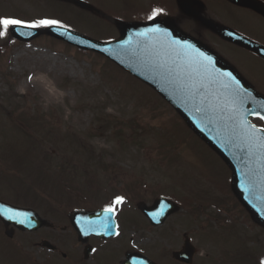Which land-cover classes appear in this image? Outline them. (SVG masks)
I'll return each instance as SVG.
<instances>
[{
  "label": "rangeland",
  "instance_id": "374dc122",
  "mask_svg": "<svg viewBox=\"0 0 264 264\" xmlns=\"http://www.w3.org/2000/svg\"><path fill=\"white\" fill-rule=\"evenodd\" d=\"M85 1L107 18L56 0H0V17L56 19L92 39L118 37L111 20L120 2ZM8 35L0 37V199L29 206L55 228L16 229L10 239L0 224V264H119L86 263L67 217L74 209L106 208L118 196L125 199L117 206L115 240H130L156 264H181L172 252L185 233L198 248L193 264H253L255 255L264 264V228L232 192L231 170L175 108L107 57L47 36L6 43ZM230 51L264 93V62ZM25 187L35 193L28 201ZM160 196L203 206L193 214L182 206L162 226H138L144 220L137 203ZM42 240L58 251L42 248Z\"/></svg>",
  "mask_w": 264,
  "mask_h": 264
},
{
  "label": "water",
  "instance_id": "95a60500",
  "mask_svg": "<svg viewBox=\"0 0 264 264\" xmlns=\"http://www.w3.org/2000/svg\"><path fill=\"white\" fill-rule=\"evenodd\" d=\"M70 1V0H66ZM79 7L88 8L89 5L80 0H71ZM241 5L253 6L254 3L250 0H234ZM159 25L161 29L167 30L171 33L172 39L180 41H187L194 45L196 49L206 55L212 57L213 66L217 73L230 72L239 82L240 85L250 93V97L245 103L246 109H257V105L264 103V96L256 93L253 88L246 83L245 80L235 72V70L226 62L220 60L214 53L210 52L205 45H201L193 37L188 36L183 32H179L174 26L172 21L167 20H153L147 23H119L121 37L110 42H99L92 40L87 36H82L75 31H71L65 27H48L46 29L26 28L23 26L12 27V34L15 38H19L23 41H29L39 37L41 34L51 35L58 39L67 41L69 44H73L81 49H87L96 51L104 56L109 57L113 62L117 63L125 71L130 72L134 77L140 78L143 82L154 87L160 94L178 109L183 118H185L189 126L196 131V133L207 142L212 149H214L219 155L226 161L228 166L234 170L233 176V190L236 192L238 199L245 204L248 211L252 214L253 219L264 226V160L258 152L251 155L241 152L237 146L239 140L235 138L232 128L230 127V121L227 120V114H218L210 112L206 117L203 112H198V107H207L208 104L215 103V96L221 95L223 89L219 84H212L207 91L206 101L202 105L200 97L192 98L188 95L187 90L184 88L185 84L198 83L195 77L191 81L183 75L185 71L190 69H178L179 76L170 77L167 74H159L152 67V62L157 59L156 52L160 51V44L167 38L158 35L149 37L139 36L138 33L144 32L147 28ZM131 40V44H129ZM243 45L249 46L247 40H240ZM252 46V45H251ZM249 46L250 48H252ZM260 47V46H259ZM252 50L258 52L264 56V49L261 47L252 48ZM251 117L249 116V120ZM251 121V120H250ZM166 201L165 199H159L155 202V207L149 208L145 204L140 203L139 207L144 214L149 216L153 223L163 224L166 218L177 212L180 209L179 206H175L170 203L171 206L164 208L160 204ZM0 206L12 208L21 213L29 214L30 221L24 224H20L15 220H9L6 217L0 215V219L6 225V234L9 237L14 236L13 230L9 227L13 224L21 230L37 231L42 227L52 226L49 221L42 219L37 211L31 208H21L12 206L5 202H0ZM82 210L74 211L70 213V220L79 232V240L83 241V231L81 230L80 221L83 218H89L90 215L101 214L100 212H86L83 214ZM103 214L98 215L99 218L91 220L101 219ZM114 224L116 225L115 221ZM100 230V229H99ZM102 231V230H101ZM105 235L102 231L98 233ZM113 235V234H111ZM44 246L51 247V243L43 242ZM183 250L174 252L173 257L178 261L190 264L193 262V255L196 249L193 248L189 239L183 247ZM131 264H136L132 263Z\"/></svg>",
  "mask_w": 264,
  "mask_h": 264
},
{
  "label": "snow or ice",
  "instance_id": "6c2138e0",
  "mask_svg": "<svg viewBox=\"0 0 264 264\" xmlns=\"http://www.w3.org/2000/svg\"><path fill=\"white\" fill-rule=\"evenodd\" d=\"M162 11L163 9L160 8L154 9L148 19H155ZM16 26L26 28L65 27L56 19H40L29 22L22 19L0 17V37H6L9 29ZM137 35L144 37L158 35L167 38L160 44V51L156 52L157 59L152 62V67L159 74H167L170 77L179 76L178 69H190L183 75L189 81L195 77L198 83L185 84L184 88L192 98L200 97L202 105L206 101L209 86L219 84L224 91L221 95L215 96V103L208 104L207 107H198L197 111L203 112L206 117L210 112L226 113L227 120L231 122L230 127L234 136L239 140L237 146L241 152L249 155L254 151L258 152L261 159L264 160V127H257L249 120V116H256L264 121V103L258 104L257 109H246L244 105L251 94L240 85V82L230 72L217 73L212 57L200 52L187 41L172 39L171 33L161 29L159 25L147 28ZM128 43L131 44V40ZM261 198L264 199V197ZM124 199L123 196L116 197L115 201L104 209L101 219L81 221L85 232H96L100 229L105 235L119 236V231H115L118 225L114 224V216L117 206L123 204ZM0 215L20 224L30 221L29 214L18 212L9 207L0 206Z\"/></svg>",
  "mask_w": 264,
  "mask_h": 264
},
{
  "label": "flooded vegetation",
  "instance_id": "af4514ba",
  "mask_svg": "<svg viewBox=\"0 0 264 264\" xmlns=\"http://www.w3.org/2000/svg\"><path fill=\"white\" fill-rule=\"evenodd\" d=\"M119 7L114 10V21H147L148 17L156 8L163 9L156 18H171L180 28L190 35L203 42L212 52L224 62L240 72V65L231 56V49L247 52L264 59L253 51L240 46L231 40L230 36L241 35L248 40L264 47V0H252L257 7L241 6L234 0H118ZM70 4L71 2H65ZM91 13L102 15L97 9H91ZM248 12L253 20L241 18L238 12ZM236 33V34H235ZM240 74L244 75L242 72ZM254 84V83H253ZM131 211V210H125ZM145 225L149 224L146 217H143ZM111 238H100L91 235L86 243H81L83 260L86 263L96 261L112 260L124 264L127 257L135 252L136 248L131 247V242L124 239V242ZM58 251V249L56 250ZM55 251V252H56ZM66 258V254L62 253Z\"/></svg>",
  "mask_w": 264,
  "mask_h": 264
},
{
  "label": "bare ground",
  "instance_id": "6f19581e",
  "mask_svg": "<svg viewBox=\"0 0 264 264\" xmlns=\"http://www.w3.org/2000/svg\"><path fill=\"white\" fill-rule=\"evenodd\" d=\"M35 81V83H37V81L36 80H34ZM46 95H47V97H49L50 95H49V93L48 92H46V91H43Z\"/></svg>",
  "mask_w": 264,
  "mask_h": 264
},
{
  "label": "trees",
  "instance_id": "16d2710c",
  "mask_svg": "<svg viewBox=\"0 0 264 264\" xmlns=\"http://www.w3.org/2000/svg\"><path fill=\"white\" fill-rule=\"evenodd\" d=\"M10 39H11V40H14V39H12L11 37H10ZM9 42H10V41H9Z\"/></svg>",
  "mask_w": 264,
  "mask_h": 264
}]
</instances>
